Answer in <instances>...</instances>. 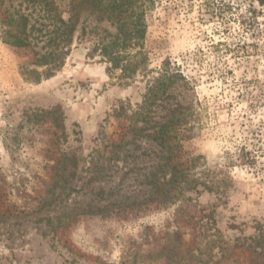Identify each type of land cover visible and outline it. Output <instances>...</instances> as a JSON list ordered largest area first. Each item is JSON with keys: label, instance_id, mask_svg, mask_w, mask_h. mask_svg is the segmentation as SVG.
<instances>
[{"label": "rangeland", "instance_id": "rangeland-1", "mask_svg": "<svg viewBox=\"0 0 264 264\" xmlns=\"http://www.w3.org/2000/svg\"><path fill=\"white\" fill-rule=\"evenodd\" d=\"M55 1L68 16L70 0ZM153 1L151 71L122 85L88 56L116 31L89 11L64 66L36 81L44 42L17 46L7 30L21 15L47 21L26 0H0V264H249L264 249V5ZM165 60L186 80L134 122ZM174 115L185 157L219 191L168 205L147 183L165 155L149 135Z\"/></svg>", "mask_w": 264, "mask_h": 264}, {"label": "trees", "instance_id": "trees-1", "mask_svg": "<svg viewBox=\"0 0 264 264\" xmlns=\"http://www.w3.org/2000/svg\"><path fill=\"white\" fill-rule=\"evenodd\" d=\"M264 5V0H258ZM34 9L43 12L47 23L36 26L31 23V15H21V28L7 30V41L17 46H32L34 41H43V53H36L34 64L44 66L42 72L32 70L36 81L40 76L50 77L59 71L65 64L75 41L76 32L81 16L85 12L97 13L99 19L110 22L116 31H106L103 38L94 44L88 52L90 57H100V61L107 64V71L116 76L122 85H130L138 76H148L149 57L145 50L147 34V14L153 7V0H70L69 15L60 11L55 0H26ZM253 14L257 10L252 8ZM11 18L8 21H12ZM23 24V27H22ZM186 80V75L178 67H172L165 60L157 77L149 82L142 104L129 117L134 122H149L150 108L158 101L166 100L168 92L180 82ZM179 107V105L177 106ZM176 110L173 108L172 111ZM176 115V113H175ZM172 116L162 123L149 136L165 151L164 160L159 169L147 181L158 193L166 196L168 205L182 201L185 192L203 186L208 191H219L212 181L203 180L197 172V157H185L182 144V129L184 120ZM243 151V150H242ZM239 163H250L249 158L239 156ZM160 173V174H159ZM175 234H178L176 232ZM183 244V243H181ZM264 263V249L251 253L250 263Z\"/></svg>", "mask_w": 264, "mask_h": 264}]
</instances>
